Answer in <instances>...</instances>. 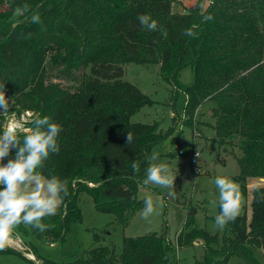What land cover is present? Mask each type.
I'll list each match as a JSON object with an SVG mask.
<instances>
[{
	"label": "trees",
	"instance_id": "1",
	"mask_svg": "<svg viewBox=\"0 0 264 264\" xmlns=\"http://www.w3.org/2000/svg\"><path fill=\"white\" fill-rule=\"evenodd\" d=\"M174 2L0 0V91L15 100L16 113L37 111L63 129L59 153L50 154L38 171L65 181L69 194L55 215L43 219L48 230L29 227L42 242H62L71 225L82 220V194L122 226L144 205L137 190L147 156L169 132L155 122L130 120L152 101L122 78L128 62L158 64L162 78L185 94L188 120L202 103H213L216 141L240 151L235 179L243 193L248 179L264 178V0H209L205 8L197 0L172 11ZM25 4L30 11L15 15ZM33 13L39 14V24L30 21ZM141 14L155 19L167 35L143 28ZM208 14L213 19L205 21ZM186 29H193L196 38L184 35ZM185 68L192 73L189 84L179 80ZM127 132L133 135L130 145ZM133 161L140 166L136 174ZM249 209V216L244 208L221 233L197 227L190 206L175 242L155 233L123 236L119 252L98 243L69 262L40 259L51 264H173L177 250L201 242L203 253L194 264H229L231 256L243 264H261L253 249L264 254V184L252 187Z\"/></svg>",
	"mask_w": 264,
	"mask_h": 264
},
{
	"label": "rangeland",
	"instance_id": "2",
	"mask_svg": "<svg viewBox=\"0 0 264 264\" xmlns=\"http://www.w3.org/2000/svg\"><path fill=\"white\" fill-rule=\"evenodd\" d=\"M187 3L190 2L186 1ZM180 4H183V0H175L172 11L183 10ZM122 68V78L134 84L152 101L150 104L142 106L130 117V120L142 123L155 122L162 131L169 132V136L153 145L151 151H158L161 162L166 163L171 174L176 176L172 189L174 196L168 195V189L152 184L145 185L143 183L144 176L137 190V196L138 198L150 196L154 202L155 212L148 220L142 219L143 205L134 212L127 224L122 226L114 220L111 214L98 212L91 197L82 194L80 197L82 220L71 225L62 242L53 244L42 242L30 232L29 227L22 224V227L19 226L15 229L6 242L3 250L10 253L0 254V264H36L32 260L30 261L27 256L32 253V250L36 251L32 254L37 264H51L49 260L58 263L69 262L79 257L84 250L98 243L114 247L119 252L123 236L155 233L159 236L165 235L175 242L176 235L183 227L190 206L196 210L194 219L197 227H203L209 233L217 231L214 229V217L219 213L217 204L219 193L214 179L217 176H225L238 184L235 179L239 172L236 157L240 151L236 147L219 144L216 141L213 133L214 117L207 113L213 103L210 101H207L206 104L202 103L199 111L194 114L191 120H188L183 114L185 94L180 89L175 91L173 86L162 78L158 64L128 62L123 64ZM179 80L183 84L191 83L192 73L189 68L180 72ZM5 97L9 102L7 116L19 115L23 110L16 113L15 100L8 95ZM27 110L31 111V109ZM36 114H38L37 111L34 115ZM0 118L3 123L5 117ZM185 121H188L187 125ZM176 145L182 149L183 154L177 153ZM192 154L197 155L195 164L190 163L189 157ZM258 179L247 180L245 193L240 189L239 214L245 208L249 216L251 189L255 185L264 184V180ZM221 232L219 231V233ZM94 234L98 235L99 242H95ZM253 250L261 264H264L262 251L256 248ZM16 253L21 254L23 258ZM202 253L201 242H197L193 246L177 250L173 255L172 263L194 264ZM41 257L49 260H45L43 263ZM229 264H243V261L238 256H231Z\"/></svg>",
	"mask_w": 264,
	"mask_h": 264
},
{
	"label": "clouds",
	"instance_id": "3",
	"mask_svg": "<svg viewBox=\"0 0 264 264\" xmlns=\"http://www.w3.org/2000/svg\"><path fill=\"white\" fill-rule=\"evenodd\" d=\"M28 11L29 6L25 4L23 8L16 9V14L23 15ZM203 19L208 21L213 17L208 14ZM30 21L39 24L41 18L38 13H33ZM138 22L150 32L160 31L167 35L163 27L158 28L157 21L148 14L139 15ZM183 34L192 38L197 35L193 29H186ZM8 110L9 102L5 93L0 91V115L7 114ZM62 130L48 116L36 114L31 119V127L25 128L18 121H9L0 131V250L5 248L9 237L22 224L41 233L48 230L50 225L44 224L43 219L55 215L69 194L65 181L55 175L43 177L38 171L50 154L59 153L58 137ZM125 139L127 145L132 144V133L127 132ZM13 150L14 155L9 158ZM147 160L149 163L143 183L168 189V195L174 196L172 189L176 176L171 174L166 163L161 162L160 153L153 151ZM131 168L133 174L140 171L136 161H133ZM214 184L219 193V213L214 217V229L223 231L239 215L241 192L239 185L225 176L215 177ZM143 203L141 217L148 220L155 212L154 202L150 196H146Z\"/></svg>",
	"mask_w": 264,
	"mask_h": 264
},
{
	"label": "built area",
	"instance_id": "4",
	"mask_svg": "<svg viewBox=\"0 0 264 264\" xmlns=\"http://www.w3.org/2000/svg\"><path fill=\"white\" fill-rule=\"evenodd\" d=\"M33 115H34V112L29 111L27 109L21 111L19 115H12V116H7V114L0 115V117H5V120L2 123V127L5 128L9 121H18L24 127L28 128L29 127L28 125L31 122ZM0 119H2V118H0ZM175 148H176L178 154H183V151H182V149L179 148V146L176 145ZM196 156H197L196 154L190 155L189 159H190L191 164L196 163V159H197ZM31 260H33L37 264V262L34 258H31Z\"/></svg>",
	"mask_w": 264,
	"mask_h": 264
},
{
	"label": "crops",
	"instance_id": "5",
	"mask_svg": "<svg viewBox=\"0 0 264 264\" xmlns=\"http://www.w3.org/2000/svg\"><path fill=\"white\" fill-rule=\"evenodd\" d=\"M186 1H188V2H190L189 4L187 3L186 4ZM197 0H183V4H180L181 5V7L183 8V7H189V6H192V5H194V3L196 2ZM201 1V6H202V8H205V6L207 5V3L209 2V0H200ZM173 5V4H172ZM177 11H182V10H177ZM206 102L207 101H205L204 103L206 104ZM203 103V104H204ZM203 104H201L197 109H196V111H195V114H196V112H198L199 111V109L202 107V105ZM207 113H208V115L209 116H211V111H210V109L207 111ZM213 133H214V131H213ZM29 258V260L31 261V257H28ZM33 261V260H32Z\"/></svg>",
	"mask_w": 264,
	"mask_h": 264
},
{
	"label": "bare ground",
	"instance_id": "6",
	"mask_svg": "<svg viewBox=\"0 0 264 264\" xmlns=\"http://www.w3.org/2000/svg\"><path fill=\"white\" fill-rule=\"evenodd\" d=\"M258 180H259V179H258ZM254 182H255V181H254ZM27 256H28V257H31V258L34 257L32 253L27 254Z\"/></svg>",
	"mask_w": 264,
	"mask_h": 264
},
{
	"label": "water",
	"instance_id": "7",
	"mask_svg": "<svg viewBox=\"0 0 264 264\" xmlns=\"http://www.w3.org/2000/svg\"><path fill=\"white\" fill-rule=\"evenodd\" d=\"M259 179H260L261 181H263V180H264V178H262V177H261V178H259Z\"/></svg>",
	"mask_w": 264,
	"mask_h": 264
}]
</instances>
